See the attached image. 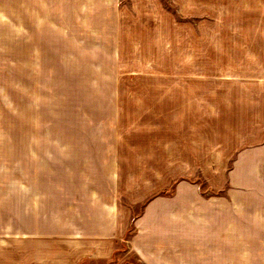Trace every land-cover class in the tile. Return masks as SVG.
Wrapping results in <instances>:
<instances>
[{
	"label": "rangeland",
	"instance_id": "rangeland-1",
	"mask_svg": "<svg viewBox=\"0 0 264 264\" xmlns=\"http://www.w3.org/2000/svg\"><path fill=\"white\" fill-rule=\"evenodd\" d=\"M176 10L171 0H0L1 244L12 238L16 218L29 222L27 209L20 214L21 202L29 207L33 201L18 199L13 190L23 174L35 176L37 187L43 182L52 188L53 203L43 208L48 212L61 207L68 177L100 176L110 154L120 175L132 173L127 188L133 200L148 190L138 201L120 198L133 218L154 198L172 195L176 180L159 189L172 165L165 164L163 172L164 164H158L161 143L176 133L172 92L188 87L183 76L229 68L215 66L206 51H189L188 45L210 39L206 31L212 26L224 30L221 41L231 46L256 23L264 27V18H179ZM236 54L239 62L230 70L253 73L241 66L246 55L235 47H228L224 60L234 63ZM193 181L203 198L226 197L208 189L199 175ZM43 201L37 199L32 211L35 223ZM124 248L118 249L121 264H142Z\"/></svg>",
	"mask_w": 264,
	"mask_h": 264
},
{
	"label": "crops",
	"instance_id": "crops-1",
	"mask_svg": "<svg viewBox=\"0 0 264 264\" xmlns=\"http://www.w3.org/2000/svg\"><path fill=\"white\" fill-rule=\"evenodd\" d=\"M171 1L179 18H264V0ZM209 29L210 39L194 48L190 43L187 49L206 51L207 60L229 67L228 73L183 76L188 87L172 92L176 133L160 144L158 160L163 172L165 164L172 165L159 186L176 180L172 195L154 198L133 218L120 198L138 201L148 190L133 200L127 188L132 173L120 175L110 154L100 176L78 172L68 177L61 207L48 212L43 208L53 203L52 188L42 187L43 182L37 187L35 176L20 175L13 190L18 199L28 196L33 201L29 207L20 201V214L27 209L30 218L28 223L16 218L12 238L4 244L0 239V264H121L120 247L142 264H264V42L258 40L264 38V27L256 23L244 30V39L233 41L234 46L221 41L224 30ZM228 47L245 53L241 66L253 73L230 70L239 54L232 57L234 63L226 62ZM197 82L204 88H197ZM197 175L208 189L226 197L203 198L193 181ZM37 199L44 201L36 208L35 223Z\"/></svg>",
	"mask_w": 264,
	"mask_h": 264
}]
</instances>
